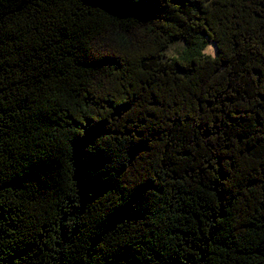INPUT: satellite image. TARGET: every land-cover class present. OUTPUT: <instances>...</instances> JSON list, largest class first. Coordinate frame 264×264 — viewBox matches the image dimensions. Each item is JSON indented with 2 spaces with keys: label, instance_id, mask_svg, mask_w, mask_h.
Here are the masks:
<instances>
[{
  "label": "trees",
  "instance_id": "trees-1",
  "mask_svg": "<svg viewBox=\"0 0 264 264\" xmlns=\"http://www.w3.org/2000/svg\"><path fill=\"white\" fill-rule=\"evenodd\" d=\"M0 264H264V0H0Z\"/></svg>",
  "mask_w": 264,
  "mask_h": 264
},
{
  "label": "rangeland",
  "instance_id": "rangeland-1",
  "mask_svg": "<svg viewBox=\"0 0 264 264\" xmlns=\"http://www.w3.org/2000/svg\"><path fill=\"white\" fill-rule=\"evenodd\" d=\"M182 49V43H176L174 44L168 51L167 56L173 57L179 54V52ZM205 53L211 56H214L215 54V48L213 44H210L208 48L205 50Z\"/></svg>",
  "mask_w": 264,
  "mask_h": 264
}]
</instances>
